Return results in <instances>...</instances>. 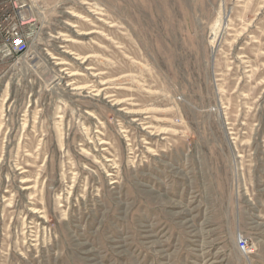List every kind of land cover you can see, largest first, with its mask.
I'll return each instance as SVG.
<instances>
[{
  "label": "rangeland",
  "instance_id": "374dc122",
  "mask_svg": "<svg viewBox=\"0 0 264 264\" xmlns=\"http://www.w3.org/2000/svg\"><path fill=\"white\" fill-rule=\"evenodd\" d=\"M0 3V264H264V0Z\"/></svg>",
  "mask_w": 264,
  "mask_h": 264
},
{
  "label": "built area",
  "instance_id": "2783aa9c",
  "mask_svg": "<svg viewBox=\"0 0 264 264\" xmlns=\"http://www.w3.org/2000/svg\"><path fill=\"white\" fill-rule=\"evenodd\" d=\"M0 41L8 44V46L0 45V55L5 58L21 55L27 51L25 36L20 32L19 25L14 22L8 5L4 3H0ZM238 248L245 254L251 253L248 242L244 239L238 240Z\"/></svg>",
  "mask_w": 264,
  "mask_h": 264
}]
</instances>
